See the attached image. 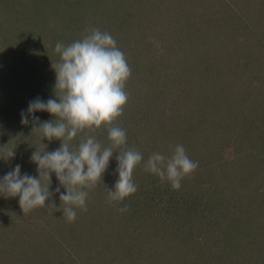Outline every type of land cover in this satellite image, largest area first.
<instances>
[{"label":"rangeland","instance_id":"obj_1","mask_svg":"<svg viewBox=\"0 0 264 264\" xmlns=\"http://www.w3.org/2000/svg\"><path fill=\"white\" fill-rule=\"evenodd\" d=\"M90 28L110 33L131 68L116 123L118 151L143 154L138 190L108 202L114 152L74 222L54 173L46 206L57 209L23 214L19 197L0 195V264H264V0H0V180L16 165L38 178L32 153L60 147L21 113L55 98V45ZM92 134L109 146L106 129ZM177 144L198 168L174 190L144 164Z\"/></svg>","mask_w":264,"mask_h":264},{"label":"clouds","instance_id":"obj_2","mask_svg":"<svg viewBox=\"0 0 264 264\" xmlns=\"http://www.w3.org/2000/svg\"><path fill=\"white\" fill-rule=\"evenodd\" d=\"M55 52L59 59L52 63L55 70V98L47 101L36 98L29 102L27 113H21V123L33 125V132L49 142L60 141L54 151L35 150L31 161L37 165L38 178L21 175L20 165L8 172L0 180V195L19 197V205L26 214L33 209H57L48 204L53 195L49 191L51 175L54 173L59 185L65 189L60 193L64 204L63 217L69 222L76 219V208L87 211L88 192L102 183L113 153H118V179L114 190H106L108 202H123L134 195L138 186L133 181V172L144 159L135 148L118 151L126 145V131L116 123L123 115L129 94L126 83L132 75L125 54L118 48L115 38L99 28L86 29L82 39L65 45L57 42ZM47 112L54 120L41 122L33 115ZM107 130L109 146L102 147L95 133ZM83 134L78 145L72 141ZM14 151L7 153V159ZM198 162L193 161L182 144L175 145L171 155L152 153L144 164V171L157 176L161 182L167 181L171 188L178 190L186 177L197 170ZM60 203V206H61ZM59 209V208H58ZM119 211H128L127 206Z\"/></svg>","mask_w":264,"mask_h":264}]
</instances>
